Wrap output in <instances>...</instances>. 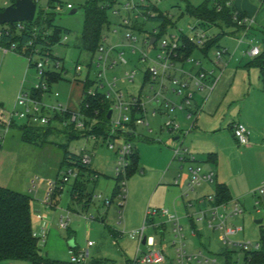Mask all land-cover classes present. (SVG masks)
Returning <instances> with one entry per match:
<instances>
[{"label":"rangeland","instance_id":"374dc122","mask_svg":"<svg viewBox=\"0 0 264 264\" xmlns=\"http://www.w3.org/2000/svg\"><path fill=\"white\" fill-rule=\"evenodd\" d=\"M88 0H39L38 11L51 6L54 14V23L70 32L67 40L62 44H55L51 48L54 56L62 59L66 71L62 79L54 83L49 93L42 97L46 105L64 107L77 110L80 106L83 86L80 82H75L78 76L85 79L88 64L91 63V52L80 47V38L84 30L85 5ZM104 4L109 23L102 28L103 42L107 46H115L111 57L117 58L120 52H124L128 63L119 62L112 69L107 71L106 77L109 81L116 76L118 82L116 89H121L126 99L130 96L142 94L148 111L147 120L149 126L137 124L135 135L130 139L133 147L139 155L138 170L130 177L126 178L125 205L121 209L122 201L120 193H115L116 168L118 157L116 150L109 147V143H114L116 147L121 146L127 139L120 135L114 137L83 136L70 138L69 129L63 123L52 121L47 126L51 132L46 138L37 139L34 143H27L20 139L24 122L19 117L11 119V113L16 105L18 94L21 91L32 93L39 84V71L36 66H29V57L20 52L7 49L0 45V186L8 187L28 194L32 198V222L33 230L38 236L43 229L47 233V242L39 241L41 252L44 256L58 261L59 264H76L70 262L72 254L85 251L89 261L101 260L111 264H129L134 261L138 250V241L128 233L140 229L146 224V235L154 236L160 249L164 248L166 259L161 264H179L176 256V249L173 245L175 233L171 222L164 218H158L157 223L166 222V230L152 228L145 220L148 215V207L156 208L157 188L159 183L172 184L171 187H179L183 179L190 181L191 167L201 168V173L210 171L219 172L218 181L221 178L229 180L232 184L231 199L225 203L215 205L219 207V213L227 216L226 225L232 228H241L240 231L230 234L229 238L234 242L228 246L229 250L236 251L234 257L240 263L243 262L245 251L240 243H249L250 250L255 249L257 243H264L262 234L264 232V200L259 202L258 194L246 190L251 188V183L257 180L258 173L264 167V146L259 147L254 153L247 154L245 149L248 145L239 144L236 140L231 123L238 122L241 117V102L246 101L245 115L251 118L256 117L250 105H255L254 98L258 91L264 86V69L254 65L252 57L245 55V51L250 48L249 37L242 43L234 36H230L232 27L225 25L199 26V31H205L209 35L225 32L222 34L219 46L227 47L231 58L226 55L220 66L215 64V50L211 49L208 56L203 55L200 50H195L189 57L201 60L205 67L215 69L216 76L220 79L211 93L203 109L194 116L193 119L186 118V114L181 110L153 117L150 111L154 107L158 108V103L151 100L153 92L149 84H145L144 75L150 60L141 61L140 51L133 52L129 45L126 29L122 23L124 17L133 13L124 9L128 1L139 2L140 0H97ZM208 0H150L149 3L157 6L161 11L169 16L174 26L169 25L168 31L161 39H169L171 34H178L180 29L185 33L189 32V25H196L198 21L188 12V5L199 6ZM210 4L214 0H209ZM12 0H0V8H6ZM71 4L72 8H67ZM111 5V6H110ZM73 9L77 12L72 13ZM115 10H119L118 13ZM142 30L133 31L138 36L137 45L141 47L142 40L147 32L153 31L161 24L160 20L152 19L141 15L138 18ZM251 34L260 42L263 50V34L254 30ZM261 40V41H260ZM159 47V45H158ZM40 45L38 46V49ZM157 51L150 53L155 57ZM95 56L91 65V77L100 70L97 66ZM33 62L42 61L39 52L33 55ZM228 61V64H227ZM251 61V62H249ZM79 63L84 69L80 74L76 73L75 66ZM52 64V63H51ZM227 64V66H226ZM193 65L189 62V67ZM52 66V65H51ZM224 68V70H223ZM135 71L133 81L125 78V73ZM223 71V72H222ZM56 92L59 96H56ZM249 92L251 94H249ZM208 91L196 93L195 101L202 103ZM249 94V95H248ZM251 95V98H248ZM177 98V97H176ZM245 105V104H244ZM20 109V107H17ZM205 116L204 127L197 123L193 129L194 120ZM117 112L113 118L116 119ZM174 118L180 123L181 128L189 131L182 135L180 139H175V134L165 127V123ZM230 124V125H229ZM149 128L152 130L149 131ZM203 132L199 133L200 130ZM210 130L206 132V130ZM199 133V134H198ZM183 142V146L190 148L191 153L196 156V162L180 161L174 158V149ZM76 154L88 153L92 156L90 173L86 174L83 185V196L75 197L71 194L72 182L64 187L56 189L55 193L47 200L49 190L48 180H56L59 170L64 169V156L66 152ZM216 154L217 159L210 158L211 154ZM180 175V176H179ZM38 176L46 182L38 184L33 182ZM174 177H178L180 182L175 184ZM221 177V178H220ZM36 183V186L33 184ZM216 180L212 182H202L189 192L185 201L181 198L177 206L180 210L169 208L171 214L180 218L183 225L185 248L189 253L195 254L203 251L204 254L222 261V254L226 246L223 243L222 230L211 229L206 221L196 222V228L200 235H192V227L188 216L196 217L201 210L210 208V204L199 202L200 196L204 194L215 196ZM38 185V186H37ZM229 187V186H228ZM185 195L189 189L186 187ZM156 192V194H155ZM92 194L90 197L89 194ZM199 194H202L198 197ZM89 195V196H88ZM154 198L152 199V197ZM90 198V200H89ZM153 201H152V200ZM264 199V198H263ZM238 203L242 207V212L231 215L235 205ZM188 209L186 210V206ZM163 207L161 209H165ZM121 210L123 212L121 213ZM70 216V228L62 227L59 219L61 216ZM160 215V214H158ZM158 217V216H156ZM257 220H262L258 223ZM131 226H137L136 229ZM74 237L77 248H69V240ZM88 242L92 245L88 246ZM142 250H147L146 245H142ZM31 264L27 260H14L6 264Z\"/></svg>","mask_w":264,"mask_h":264},{"label":"built area","instance_id":"2783aa9c","mask_svg":"<svg viewBox=\"0 0 264 264\" xmlns=\"http://www.w3.org/2000/svg\"><path fill=\"white\" fill-rule=\"evenodd\" d=\"M37 4V13H38V1L34 0ZM230 5V2H228ZM50 7V6H49ZM57 10L61 9V5L58 7H53ZM67 8H72L71 4L67 5ZM221 8V7H220ZM219 8V9H220ZM50 8L45 9L46 11H52ZM124 9L133 13L132 17L130 14L127 17H124L122 25L131 30L127 33V39L129 40V45L132 47V51L136 52L140 51L141 61L150 60L151 64L147 67L146 71L150 75V80L148 82L151 91L153 92V97L151 100L156 101L160 108H153L152 114L156 115L159 113L160 109H164L166 112H174L176 110H181L186 114V118L193 119L194 116H197L198 113L203 109L204 104L207 99L214 91L220 76H216L215 69L208 68L203 65L201 60L190 59L188 58L186 61L192 63L194 68L191 70L185 69L184 67L178 66L176 64V58L178 57V49L181 44V35L185 32L180 29L178 34H171L169 39H156L154 43H151V39L155 36L151 34V32H147L145 37L142 40L141 47L137 45L139 39L138 36L134 34L135 31H139L136 28V24L138 23V18L143 15L145 17H152L156 15V12L153 11L152 5L149 3V0H140L139 2L128 1L124 5ZM116 13L119 10H115ZM36 13V16H37ZM239 12L235 13L234 19L237 21L239 26H242L241 36L238 38L239 42L242 43L245 38L251 35L253 24L255 23V19L249 17L247 15H243ZM36 18V17H35ZM198 24L189 25V32L185 33L188 35L189 40L191 42H195L198 46H204L206 42L213 36L209 35L205 31L198 30ZM25 25L23 22L18 23L19 29H24ZM154 32H157L154 29ZM2 35V30L0 29V36ZM37 36V33L35 34ZM67 35H63L61 43L67 40ZM105 41V39H104ZM250 48L245 51V55L250 57H257L261 54L260 42L255 39V37H249ZM34 40L30 41V45H32ZM159 45V47H158ZM17 46L15 44L12 45L10 49L15 50ZM115 46H107L104 43L99 47L96 57L97 66L100 70L95 74V77H91V63L88 64V70L86 73L85 79H81L78 76L75 77V82H80L84 84L89 78L93 81L92 85L86 90L85 94H81V102H83L84 98L87 96L97 97L99 95H104L107 99H110L113 103V112L111 116L110 123V132L111 134H115L114 137H119L120 135L126 136L135 133L134 129L129 125V123L135 122V124H144L149 126L147 114L148 111L146 109V103L143 101L142 94L138 96H130V99H126L124 93L121 89H116V85L118 82V78L115 76L113 80L109 81L106 77L107 71L112 69L116 64L122 62L124 64L128 63L127 58L124 56V52H120L117 58L111 57V53L115 50ZM157 51L155 57H151V51ZM39 52L41 55L42 61H36L35 66L39 71V79L40 82L34 89L42 90V97L44 94L49 93L51 87L48 83V71H59L63 67L65 68L63 61L56 57L51 56L50 52H45L41 54V48H35V53ZM215 64L220 66L225 59L226 55L230 54L228 49L225 47H218L215 50ZM95 55V56H96ZM33 59V58H32ZM52 63V64H51ZM52 65V66H51ZM83 65L77 63L75 66V70L77 74H80L83 71ZM224 69V68H223ZM66 71V69H65ZM64 71V72H65ZM63 72V73H64ZM223 72V71H222ZM135 71H129L125 73V78L128 81H133L135 77ZM207 90L208 94L203 99L202 103L197 107H194L193 103L195 100V92ZM166 92H170L175 94L177 97H180V102H176L171 97L166 95ZM56 96H59V93L56 92ZM41 98H37L33 95V93H28L21 91L18 94L16 105L11 113V119L8 124L13 121L14 117L21 118L25 123L34 124V125H50L52 121H58L59 123H63L66 126H72V128L78 130L79 132H83L89 129H92V126L96 123V119L88 118L85 113L79 109L74 110L69 107H64L62 104H58L57 106L46 105ZM20 107L18 109L17 107ZM137 112V116L133 119L132 112ZM117 112L116 119L113 118L114 113ZM67 114L69 116H67ZM67 116V117H66ZM62 117V118H60ZM88 120L89 123H88ZM166 129H168L171 133L178 135V139L182 137V135L187 134L189 130L185 131L181 128L180 123H178L174 118H170L165 123ZM194 125L191 126L193 128ZM233 132L236 140L239 144L248 145L250 142V130L243 123H235L233 126ZM151 131L152 129L149 128ZM94 138L97 136L92 134ZM127 138V137H126ZM1 142V138H0ZM109 147L111 149L116 150L118 157V164L116 168V177L120 178V188H121V198L122 201L120 203L121 209H123L125 205V191H126V174L127 169L130 164L131 156L134 152L133 144L130 142V139L127 138L123 144L118 147L115 146L114 143H109ZM174 149V158L179 159L180 161H192L196 162V156L191 153L188 147L183 146V142ZM82 162L84 165L92 164V156L88 153L82 154ZM191 177L189 181V189L186 193L188 196L189 192L193 191L194 188L198 185H201L202 182H212L215 179V172L211 171L209 173H201V168L191 167ZM82 171L74 166H66L63 170H61L58 178L49 184V190L47 193L46 199L48 200L50 196H52L56 189L63 188L65 184L77 181L81 179L83 176ZM180 176V175H179ZM37 179H34L33 182H36ZM180 180L178 177L175 179V183L178 184ZM35 184V183H34ZM259 196H264V185L257 188L255 191ZM199 202H204L210 204V208L206 210H201L199 215L193 217L195 222L206 221L208 226L214 230H222L223 232V243L226 247L234 243L230 238V234H234L241 230V228H232L226 225L227 216H224L222 213H219V207L214 204V195H205L200 197ZM123 210H121V213ZM242 212V207L236 203L234 211L231 215H236ZM148 215L156 216L158 214L162 215L166 218L167 222H171L173 225V231L175 233V238L173 245L176 249V256L179 264H222V261H219L216 256L211 257L207 254H204L203 251H198L195 254L189 253L185 248L184 242V233H183V225L180 222V218L174 214H171L168 209H149ZM150 217V216H148ZM190 217V216H189ZM60 225L64 228L69 227L70 224V216H61L59 219ZM192 235H196V231L194 229L191 230ZM36 235V234H35ZM129 235L138 241V250L136 253V257L134 261L129 264H161L165 261L164 252L158 247L157 241L155 237L150 235H146V224L143 225L140 229L136 231H132ZM37 236V235H36ZM47 233L45 229L37 236L39 240L42 242H46ZM145 241V243H144ZM92 245V242H88V246ZM142 245H146L148 247L147 250H142ZM242 250L247 251L250 250L249 243H240ZM260 248V244L257 243L255 245V249ZM88 260L87 254L85 251H81L77 254H73L71 256V262L76 264H84Z\"/></svg>","mask_w":264,"mask_h":264},{"label":"trees","instance_id":"16d2710c","mask_svg":"<svg viewBox=\"0 0 264 264\" xmlns=\"http://www.w3.org/2000/svg\"><path fill=\"white\" fill-rule=\"evenodd\" d=\"M150 1V0H149ZM15 0H12L14 3ZM229 0H214L212 4L210 1L199 5L193 6L188 5V12L192 15L198 22L199 26L206 25H225L226 27H235L237 30L241 31L242 26H239L237 21L234 19L235 13L237 12L232 5L228 4ZM111 6V5H110ZM50 7H55L51 6ZM221 7V8H220ZM220 8V9H219ZM107 7L101 4L97 0H88L85 5V22L84 30L80 38V47L83 50L90 51L94 58L97 54L99 47L103 44L102 28L106 23H109L107 14ZM152 9L156 12L155 16H150L156 20H160L161 24L159 27L155 28L157 32L151 31V34L160 39L164 34L167 33L169 25L174 26V24L169 19V16L161 11L157 6L153 5ZM4 10V8H0ZM54 12L46 11L41 9L38 11L36 18L33 22H23L25 25L24 29L18 28V23L6 24L0 26L2 30V35L0 36V45L4 48L10 49L13 44L17 46L16 51L29 57V66H35L33 62V55L35 54V48L40 45L41 54L45 52H50L51 56H54L51 52V48L55 44H62L61 40L63 35L68 34L70 31L64 29L54 23ZM243 16V15H242ZM137 30H142V26L136 24ZM37 33V36L35 34ZM222 33L214 34L204 46H198L195 42H191L187 34L181 35V46L178 49V57L176 61H186L195 50H200L203 55L208 56L209 52L213 48L221 47L219 46L220 38ZM34 40L33 44L30 45V41ZM264 45V37H263ZM59 58V57H58ZM62 60V59H61ZM254 65H258L264 69V46L261 54L254 58ZM65 68L63 67L59 71H48V83L52 86L54 83L59 82L63 77V72ZM150 80L149 73L145 72L143 86L147 84ZM93 81L89 78L83 86V94L92 85ZM33 95L37 98L42 97V90L33 89ZM81 110L90 119H96V123L92 126V129L79 132L78 130L72 128V126H67L70 133V138H77L81 135L91 136L95 134L97 137L104 136L109 137L110 123L111 119L108 117L110 109L113 107V103L110 99H107L104 95H99L97 97L87 96L84 98L83 102L80 103ZM67 116H69L67 114ZM66 116V117H67ZM133 119L137 116V112L134 110L132 112ZM62 118V117H60ZM90 120H88L89 123ZM129 125L135 130V122L129 123ZM49 125H34L29 123H23L21 128L24 129L21 134V139L27 143H34L37 139L46 138V136L51 132L52 129ZM233 128V127H232ZM126 137L132 139V136L126 133ZM210 158L216 160V154H211ZM64 165L74 166L81 170L85 175L90 173V165H84L82 162V154H76L67 151L64 156ZM139 166V155L136 149L131 156L130 164L127 169L126 178L130 177L133 173L138 170ZM84 177V176H83ZM115 193H120V178L116 177ZM75 182V187L73 190V195L77 197H82L84 192L81 188L79 192H75L77 183ZM92 194H89L92 197ZM88 195V196H89ZM231 193L228 185L225 183L216 184V192L214 199L216 203L222 204L230 200ZM90 200V198H89ZM214 201V204H215ZM32 198L23 192L0 186V264L6 261L14 260H27L31 264H59L58 261L50 259L44 256L41 252L39 238L35 235L33 230L32 222V209H31ZM155 217H148L146 221L153 226L155 229L160 227H165V222L156 225ZM192 229L197 233L196 222L193 217H189ZM262 239L264 241V232L262 234ZM236 251L229 250L226 247L225 251L220 254L222 256V264H264V243L260 244V248L257 250H247L245 251L244 260L242 263L237 261L234 257ZM101 260H93L90 264H102ZM195 264V263H192Z\"/></svg>","mask_w":264,"mask_h":264},{"label":"crops","instance_id":"0c3cea01","mask_svg":"<svg viewBox=\"0 0 264 264\" xmlns=\"http://www.w3.org/2000/svg\"><path fill=\"white\" fill-rule=\"evenodd\" d=\"M230 2V5L233 6V8L243 14V15H247L249 17H252L255 19V23L253 24V27L252 28H255L256 30L260 31L262 34H263V37H264V0H229ZM12 3V2H11ZM10 5V4H9ZM199 24V22L197 23ZM211 26V25H210ZM210 26H202V27H210ZM233 28V31L230 33V36H234L236 39H238L240 36H241V31L237 30L235 27H232ZM254 29V30H255ZM253 31V30H252ZM251 31V32H252ZM249 37H254L252 36V34L249 36ZM261 41V40H260ZM227 48V47H225ZM228 49V48H227ZM248 50V49H247ZM229 51V50H228ZM230 53V51H229ZM230 58H231V54L228 55ZM247 56V55H246ZM250 57V56H247V58ZM226 58V57H225ZM255 57H252L250 59H254ZM251 62V61H249ZM176 64L178 66H181V67H184L185 69H188V70H191L194 68V65H191V67L187 66L189 65V62L188 61H176ZM227 64H228V61H227ZM226 64V66H227ZM204 65V64H203ZM224 70V69H223ZM122 91V90H121ZM203 91H206V90H203ZM203 91H196L195 92V98H196V93H202ZM259 93H257L256 97L254 98V102H255V105H250L249 107L251 109H253L254 113L256 114V117L254 118H251V117H248L245 115V109H246V101L244 100L243 102H241V117L239 119L238 122H235V123H243L249 130H250V142L248 144V147L245 149V151L247 152V154H251V153H254L255 150L259 147H263L264 146V86L263 88H261L260 91H258ZM249 94H251L249 92ZM248 94V95H249ZM166 95L171 97L173 100H175L176 102H180V97H177L175 94H172L170 92H166ZM134 96V95H133ZM207 96V95H206ZM177 97V98H176ZM248 98H251V95L248 97ZM201 103L199 101H195L194 100V107H197L198 105H200ZM245 104V105H244ZM155 108V107H154ZM158 108H160L158 106ZM177 111V110H176ZM151 114H152V111H150ZM164 109H160L159 110V113L160 115H163V114H166L170 116L171 113L169 112H166ZM175 112V111H174ZM158 114L156 115H153V117H156L158 116ZM206 119H205V116L203 118L200 117V119L198 118V120H194L193 122V129L197 126V123L200 122V125H202V127H204V123H205ZM25 123V122H23ZM22 123V124H23ZM235 123H231V126H229L230 128L234 126ZM230 125V124H229ZM200 130V129H199ZM233 129H231L232 131ZM150 131V130H149ZM191 131V130H190ZM210 130H206V132H209ZM202 131L200 130L199 133H201ZM198 133V134H199ZM203 133V132H202ZM134 133L133 134H130V136L134 137ZM178 138V135L175 136V139ZM20 139H21V135H20ZM22 140V139H21ZM190 149V148H189ZM191 151V150H190ZM264 156V155H263ZM217 159V157H216ZM215 160V159H213ZM63 170V169H62ZM213 171V170H212ZM60 172H61V169L59 170V174L57 176L60 175ZM211 172V171H210ZM89 174V173H88ZM86 175V174H85ZM218 175H219V172H216L215 173V179L216 180V183L218 181ZM85 177V176H84ZM82 177L80 179V181L77 183L76 187H78V189H75V192H79L80 189L83 187V185L85 184V181H86V178ZM58 177H56L55 179H57ZM221 178V177H220ZM36 182L38 184H41V183H44L46 182L44 179H41L39 178L38 176H36ZM176 179V177H174V180ZM55 180H48L47 181V184L49 185L51 182H53ZM75 182L76 181H72V189H71V194L73 195V190H74V187H75ZM218 183H225L226 185L229 186V189L230 191H232V184L229 180L225 179V178H221V180L218 182ZM163 183H159V187L157 188L156 192H158L159 195H157V205L156 208H159L161 209L162 206L163 207H166L165 209H168L169 208H173L175 209L176 211L177 210H180L179 207L177 206V204L179 203L180 199L182 198L184 201L185 199L187 198V195H185V192H186V187L187 185L189 184V181L187 178H184L183 179V182L182 184H179V187H171L172 184L170 183H166L164 185H162ZM34 186H36V183L33 184ZM174 185H177L176 183ZM264 185V167L263 169L261 170V172L258 173V177H257V180L252 182L251 183V188H249V190H246L244 193H247L248 191H253L254 192L256 191L257 188L261 187ZM38 186V185H37ZM155 192V194H156ZM216 192V191H215ZM231 193V192H230ZM202 195V194H199L198 197ZM206 194H204L203 196H205ZM210 195H213V194H210ZM75 197H77L75 195ZM186 197V198H185ZM201 197V196H200ZM154 198V196L152 197V199ZM258 198H259V202L263 201L264 199V196H259L258 195ZM151 199V200H152ZM153 201V200H152ZM186 206V204H185ZM153 207V206H149L148 207V210ZM188 209V207L186 206V210ZM147 210V211H148ZM158 216V217H156ZM155 216V220L157 222V219L158 218H164L166 220L165 217H163L162 215H156ZM146 220V218H145ZM188 220H189V216H188ZM189 223L191 225V222L189 220ZM160 223H156V225H158ZM172 224V223H171ZM150 225V224H149ZM197 226V224H196ZM132 228L136 229L137 226H131ZM151 227L153 228V226L151 225ZM192 227V226H191ZM69 228H70V224H69ZM159 229H161L162 231L166 230V222H165V227H160ZM197 229V228H196ZM138 230V229H137ZM133 231H136V230H133ZM132 232V231H131ZM130 233V232H129ZM128 233V234H129ZM197 235H200V231L197 229V233L196 235H193V236H197ZM48 238V237H47ZM74 240V243H75V238L72 237L70 240ZM69 240V241H70ZM135 240V239H134ZM156 240V238H155ZM46 242H47V239H46ZM158 244V242H157ZM158 247H159V244H158ZM70 248V246H69ZM75 248H77V245L75 244ZM161 248V247H159ZM72 249V248H70ZM74 249V248H73ZM163 252H164V248L161 249ZM165 254V253H164ZM192 254V253H191ZM73 255V254H72ZM166 256V255H165ZM166 259V258H165ZM9 261H6V262H3L1 264H6L8 263ZM70 262H71V259H70ZM91 261H89V259L84 263V264H90ZM21 264V263H20ZM27 264V263H26ZM102 264H107V262H103ZM111 264V263H110Z\"/></svg>","mask_w":264,"mask_h":264},{"label":"water","instance_id":"95a60500","mask_svg":"<svg viewBox=\"0 0 264 264\" xmlns=\"http://www.w3.org/2000/svg\"><path fill=\"white\" fill-rule=\"evenodd\" d=\"M77 12V9H73L72 13ZM37 13V4L34 0H15L9 6L0 10V26L6 24H14L19 22H33ZM156 41V37L151 39V43ZM113 109L111 108L108 117L111 118ZM258 223L262 220H257ZM145 243V241H144ZM70 248H75L74 240L69 241ZM110 264V263H107Z\"/></svg>","mask_w":264,"mask_h":264}]
</instances>
